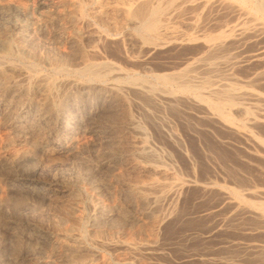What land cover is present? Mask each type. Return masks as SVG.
<instances>
[{
	"label": "rangeland",
	"instance_id": "obj_1",
	"mask_svg": "<svg viewBox=\"0 0 264 264\" xmlns=\"http://www.w3.org/2000/svg\"><path fill=\"white\" fill-rule=\"evenodd\" d=\"M129 1L0 0V264H264V30L247 20L264 8L185 6L157 38ZM213 41L217 65L192 72L206 89L161 79ZM222 82L229 121L197 98Z\"/></svg>",
	"mask_w": 264,
	"mask_h": 264
},
{
	"label": "bare ground",
	"instance_id": "obj_2",
	"mask_svg": "<svg viewBox=\"0 0 264 264\" xmlns=\"http://www.w3.org/2000/svg\"><path fill=\"white\" fill-rule=\"evenodd\" d=\"M166 1V0H165ZM168 1V0H167ZM247 1L249 0H182V1H179V0H169V2H164L165 4H161V3H157L156 0H136L134 1V3L130 4V1L127 5V7H121L120 10L125 14V16L132 20V19H135L138 23H139V26L141 27V29H143V33H144V30L145 31H148L150 32V35L152 36H157L158 34H161L160 30L164 29L163 27H167V26H164L166 25V21L171 19V17L173 16V13L174 12H177L178 10H180L181 8L185 7V6H194L196 4L199 5V3L201 2H207V3H215L216 5H220V6H223L224 7H227V8H233L234 11H236L235 13H238V15H245L246 13L243 11L244 9L242 8V4L246 3ZM259 1V0H257ZM256 1V2H257ZM159 2V1H158ZM251 2V1H250ZM256 2H255V6L257 7V10L260 11L264 8V6H262L263 3L262 0H260L259 2L260 3H257L256 5ZM156 3V4H155ZM249 4V2L247 3ZM204 5V4H203ZM123 6V5H122ZM125 6V5H124ZM219 6V8H220ZM252 6V5H251ZM254 6V7H255ZM120 7V6H119ZM200 7V6H199ZM203 7V6H202ZM244 7H246L244 5ZM250 7V5H249ZM253 7V8H254ZM116 8V7H115ZM225 8V9H227ZM252 8V7H251ZM252 8V9H253ZM207 9V8H206ZM250 9V8H249ZM118 10V9H116ZM222 10V9H220ZM232 10V11H233ZM248 10V9H247ZM256 10V11H257ZM264 10V9H263ZM262 10V11H263ZM253 11V10H251ZM118 12V11H117ZM231 13V12H230ZM258 13V12H257ZM123 14V15H124ZM255 15V14H254ZM240 17V16H239ZM248 18L245 16H241V21L242 19L244 20L245 18ZM238 18V17H237ZM252 18V17H251ZM247 19L249 22H251L252 26H254L256 29H258V31H262L264 30V22L262 23H257V22H254L253 21V18L251 19ZM240 19V18H239ZM256 19V18H255ZM238 19H236V22H237ZM260 19L258 18V21ZM128 21V20H127ZM256 21V20H255ZM240 22V21H239ZM238 22V23H239ZM244 22H247V21H244ZM260 22V21H259ZM168 23V22H167ZM242 24V23H241ZM248 24V23H247ZM238 25V24H237ZM162 28V29H161ZM232 28V27H230ZM237 30L239 31V35L240 34H243L245 32V27H242L241 25H238L236 26ZM248 28V27H247ZM252 28V27H251ZM139 29V28H138ZM168 29V28H167ZM250 29V28H249ZM140 31V29H139ZM164 31V30H163ZM255 32V31H254ZM166 33V32H165ZM253 33V31H252ZM260 33V32H259ZM145 35V33L143 34ZM163 35V34H162ZM202 35V34H201ZM236 35V34H235ZM238 35V34H237ZM247 35V34H245ZM147 36V35H146ZM244 36V35H242ZM145 37V36H144ZM210 37V36H209ZM223 37V36H222ZM241 37V36H240ZM146 38V37H145ZM158 38V36H157ZM157 38H154V40H156ZM208 38V36L206 37ZM144 39V38H142ZM148 38H146L147 40ZM149 42L151 41V38H149ZM153 39V38H152ZM210 39V38H209ZM235 39V38H234ZM224 40V39H223ZM215 41V40H214ZM210 42L207 46V52L204 56L198 58V59H194V61L187 66L185 67L184 69L182 68L180 71L178 72H175V73H171V74H160L162 75L161 79L165 82V83H169L170 85L171 84H177L181 90V92H186V91H190V90H193V89H196V88H203L206 86V79L205 80H202L200 79L201 81H195L197 82V84H194L193 83V80L195 78V76L192 74V72L196 69V68H203L205 69V73H206V70H211L212 68H214L217 63L215 62H207L208 58H209V55L211 56L212 53L215 52V50L221 46V45H224L222 44L223 41H218V42ZM226 40H224L225 42ZM145 43H148V41ZM151 44H154V42L152 43V41L150 42ZM149 43V44H150ZM206 46V45H205ZM225 46V45H224ZM224 48V47H223ZM221 49V48H220ZM218 51V50H217ZM218 53V52H217ZM204 54V53H203ZM217 60V59H216ZM212 61V60H211ZM219 61V59H218ZM223 62V61H222ZM225 62V60H224ZM220 64V63H219ZM105 67H107L105 64ZM222 65V64H221ZM101 65L100 64H94V62L92 63H88V64H85L84 65V68L82 69L83 72L85 73H88L89 74V77L90 75L93 76V78H101L102 79V75H101V72L99 71L101 68ZM104 67V68H105ZM100 68V69H99ZM202 69V70H203ZM200 70V69H199ZM217 70V69H216ZM214 71V70H213ZM218 71V70H217ZM198 72V71H197ZM211 72V71H210ZM105 74V72H103ZM203 73V72H202ZM204 73V74H205ZM209 73V72H208ZM164 75V76H163ZM158 76V75H156ZM206 76V75H205ZM106 77V75H105ZM156 79H158V77H156ZM204 79V77H203ZM160 80V79H159ZM101 81V80H100ZM104 81V80H103ZM214 83V82H213ZM162 84V83H161ZM223 84V82L221 83ZM211 86H213V84H209ZM215 85V84H214ZM175 86V85H174ZM207 87V86H206ZM178 88V89H179ZM203 89H206V88H203ZM195 91V90H194ZM193 91V92H194ZM198 91V90H197ZM206 91V90H205ZM199 92V91H198ZM197 92V93H198ZM201 92V91H200ZM199 92V95H197V98H198V101H201V102H204L207 104V110L209 109L210 111L209 114L213 115V116H219V117H224L226 120H228L227 118L230 119V117H225V115L227 113H225L224 111L226 110L225 107L228 105V103L230 102L231 103V99L232 98H229V97H233L234 98V95H236V90L234 87H232L231 84H228L225 83L221 86H219V88H209L208 90V94H209V97H205L203 95H201ZM203 92V91H202ZM187 93V92H186ZM192 93V92H191ZM196 93V92H195ZM207 93V92H206ZM245 94V93H244ZM247 94V93H246ZM206 95V94H205ZM222 95V96H220ZM227 96L228 98L227 99H222L221 97L223 96ZM248 95V94H247ZM208 96V95H206ZM224 96V97H225ZM241 96V95H240ZM249 96H252L254 98H256V94H250ZM258 96V95H257ZM236 97V96H235ZM259 97V96H258ZM230 99V100H229ZM260 99V98H259ZM197 100V99H196ZM234 103V102H233ZM229 106V105H228ZM231 107V106H229ZM207 112V113H208ZM225 113V115H224ZM208 114V115H209ZM250 116V115H249ZM216 118V117H215ZM221 118V119H222ZM249 117H247L246 119H248ZM252 118V117H251ZM224 119V120H225ZM252 120V119H251ZM229 121V120H228ZM231 121V120H230ZM249 122V121H248ZM261 215V214H260ZM264 216V215H263Z\"/></svg>",
	"mask_w": 264,
	"mask_h": 264
}]
</instances>
